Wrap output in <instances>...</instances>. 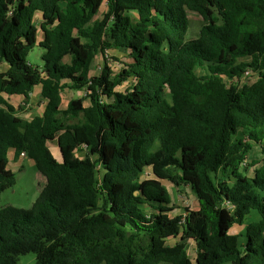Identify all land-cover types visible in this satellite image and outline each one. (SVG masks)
Returning a JSON list of instances; mask_svg holds the SVG:
<instances>
[{
  "label": "trees",
  "instance_id": "1",
  "mask_svg": "<svg viewBox=\"0 0 264 264\" xmlns=\"http://www.w3.org/2000/svg\"><path fill=\"white\" fill-rule=\"evenodd\" d=\"M187 11L202 18L192 38ZM109 49L122 70L92 74ZM0 62V194L11 151L45 178L30 209L0 208V264H264V164L248 161L264 139V0H0ZM246 68L258 77L242 86ZM34 88L41 114L26 119L10 98ZM165 182L199 209L178 211Z\"/></svg>",
  "mask_w": 264,
  "mask_h": 264
},
{
  "label": "rangeland",
  "instance_id": "2",
  "mask_svg": "<svg viewBox=\"0 0 264 264\" xmlns=\"http://www.w3.org/2000/svg\"><path fill=\"white\" fill-rule=\"evenodd\" d=\"M105 5L100 8L101 12H105ZM99 10V11H100ZM188 17V31L187 38L195 37L198 34L199 27L202 24L201 16L192 11H187ZM40 33V32H39ZM43 49L39 46H34L28 56L27 59L34 65H41V54ZM113 57L120 59L119 61L115 60ZM106 60L103 57L98 55L97 59L93 64V74L98 75L101 72V68L106 62L109 67L113 70L114 73H118L124 67L120 61H125L123 58V53L116 49H109L107 51V55L105 56ZM6 64L0 62V71H4L6 69ZM254 75H257V70H254ZM253 75V76H254ZM254 81L253 77H243L241 80L242 86ZM133 80L132 78L124 81L120 86L117 87L118 91H125L132 86ZM85 95L84 90H74L68 91L64 93L63 100L64 105L67 101L74 98H80ZM169 98V94L166 93ZM11 102L15 107L22 106L19 109L18 114L26 119L32 118L36 115L41 114L42 103L39 95V90L34 88V90L30 93V98L27 104H23V99L20 96H12L10 98ZM74 120H70L73 122ZM49 147L51 149L52 154L58 160H61L60 151L57 145V139L49 142ZM78 156L83 157L84 151L80 150L77 153ZM12 153L9 154V161H12ZM264 158V139L260 143H253L252 149L248 154V161L252 164L253 167L258 168L262 166L264 163L261 161ZM257 161V163H253ZM251 169V168H250ZM16 175L15 184L7 189H5L0 194V208L6 205H12L22 209H30L34 200L40 195L41 190L45 184L44 176L36 169L32 161L24 157L20 159L18 164H16L15 169H13ZM165 186L169 191L170 198L172 202L177 207V210L183 212L184 207H188L190 210H198L199 203L195 195L191 192L188 186H174L172 184H168L165 182ZM254 213L249 214L245 220V224L243 225H234L235 227L232 229L235 232L244 235L245 226L250 221H254L255 217ZM179 238H170L167 240L168 244H174ZM244 241V237L240 236V242ZM187 253L189 257L193 260L196 252H195V244L192 238L189 239L187 245ZM18 264H36V254L34 252H27L25 254H21L18 258Z\"/></svg>",
  "mask_w": 264,
  "mask_h": 264
},
{
  "label": "crops",
  "instance_id": "3",
  "mask_svg": "<svg viewBox=\"0 0 264 264\" xmlns=\"http://www.w3.org/2000/svg\"><path fill=\"white\" fill-rule=\"evenodd\" d=\"M37 18L39 19V15H37ZM120 51V50H119ZM120 52H122V51H120ZM123 53V52H122ZM98 55H100L101 57H103L100 53H98L97 55H96V57L94 58V61H93V63H92V74H93V64H94V62H95V60L97 59V57H98ZM123 58L125 59V61H126V58H125V56H124V53H123ZM68 92V91H67ZM66 93V92H65ZM63 95H64V93H63ZM63 95H62V107L64 108L65 106H66V103L68 102H66L65 103V106H63L64 105V100H63ZM21 97V96H20ZM22 99H23V97H22ZM23 101V100H22ZM89 104V102H88V100H85L84 101V105H88ZM12 153V156H11V158H12V161L10 162L9 161V164H8V167L9 168H11L12 170L13 169H15V167H16V164H18V162L20 161V159H22V158H24V157H26V156H24V157H22L21 155H19V156H15V154L11 151L10 152V154ZM58 160V159H57ZM59 161V160H58ZM252 168H255V167H253L252 166ZM14 171V170H13ZM252 213H254L253 214V216L255 217V220L254 221H257V220H259V218H260V216H259V214L255 211V210H252L251 211V213L250 214H252ZM248 217V216H247ZM246 220V219H245ZM244 224H245V222H244ZM247 225V224H246ZM235 226H233V228H234ZM246 227V226H245ZM232 228V229H233ZM235 232V231H234Z\"/></svg>",
  "mask_w": 264,
  "mask_h": 264
},
{
  "label": "built area",
  "instance_id": "4",
  "mask_svg": "<svg viewBox=\"0 0 264 264\" xmlns=\"http://www.w3.org/2000/svg\"><path fill=\"white\" fill-rule=\"evenodd\" d=\"M253 72H254V70L252 69V68H246L245 70H244V72H243V74H242V77L240 78V82H241V80H242V78L243 77H253L254 78V80L258 77V75H254L253 74ZM254 75V76H253ZM22 157H24L25 155H24V153H21L20 154Z\"/></svg>",
  "mask_w": 264,
  "mask_h": 264
}]
</instances>
